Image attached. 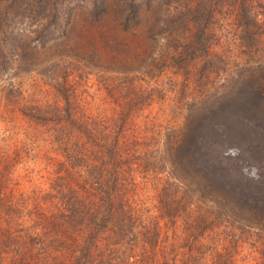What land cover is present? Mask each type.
<instances>
[{
	"label": "rangeland",
	"instance_id": "1",
	"mask_svg": "<svg viewBox=\"0 0 264 264\" xmlns=\"http://www.w3.org/2000/svg\"><path fill=\"white\" fill-rule=\"evenodd\" d=\"M156 3L162 0L149 2ZM236 19L217 14L216 43L188 69L172 60L163 66L152 61L161 41L136 38L124 46L97 30L86 39L97 45V57L40 55L20 67L0 57V264H264V210L258 206L264 205V184L259 190L246 184L258 176L259 163L238 162L243 153L236 142L218 144L236 169L241 165L238 175L226 164L208 162L204 153L213 151L208 145L198 150L190 138L197 124L220 119L235 96L231 77L244 66L252 72L242 80L259 85L263 96L255 105L264 113V70L257 67L264 61V39L257 52L240 46ZM3 31L0 0L5 42ZM64 96L95 143L110 140L123 124L119 147L132 150L119 187L126 221L113 219L101 228L104 223L95 225L84 213L94 208L78 187L89 186L87 171L102 182L108 175L105 165L85 169L95 161L76 144L84 145L87 131L73 132L65 146L54 139L52 124L23 114L30 105H53ZM218 168L228 188L207 172Z\"/></svg>",
	"mask_w": 264,
	"mask_h": 264
},
{
	"label": "trees",
	"instance_id": "2",
	"mask_svg": "<svg viewBox=\"0 0 264 264\" xmlns=\"http://www.w3.org/2000/svg\"><path fill=\"white\" fill-rule=\"evenodd\" d=\"M149 2L150 0H5V42L0 37V57L4 58V62L8 61V64L9 61H17L18 67L40 55L45 58L97 57V45L86 41L88 37L93 38L97 30L103 34L114 35L124 46L136 38L161 41L159 56L152 61L157 60L163 66L167 60H172L174 66L188 69L189 63L196 58L209 56L216 43L217 37L212 24L217 14L237 18L240 46L254 47L257 52L259 43L264 39V0H162V4L156 3L155 6ZM161 5L164 8L160 10ZM207 62L208 59L205 60ZM257 67L263 71L264 61ZM132 69L138 70L140 66ZM246 71L250 73L252 68H239L231 77L232 88H236L235 96L225 104V111L219 115L220 119L197 124L190 138L198 145V150L205 152L208 145V152L213 151V156L204 153L208 162L226 164L241 175V165L237 164L236 169V160L227 159L221 154V148L216 147L224 143L229 146L228 141L234 142L231 146L236 142L239 151L243 153L237 158L238 162L241 161L244 165L259 163L257 178L255 176L246 183L260 186L257 188L259 190L264 184V113L256 108L259 104L255 103L260 100L257 96L262 97L263 94L256 82L242 80ZM64 98L53 105H30L23 114L34 123L52 124L54 139L65 146L70 145L73 132H82L83 129L87 131L83 132L88 139L84 145L76 144L79 148L85 146L86 149L82 150L83 156L88 154L95 161L90 164L91 167L87 166L85 169H100L105 165L108 175L102 182L93 171H87L89 186L78 187H82L90 197L94 208L92 211L87 208L84 213H88L95 225L104 223L101 228L113 219L126 221V209L121 202L125 195L120 192L119 187L120 176L125 174V158L132 150L126 147L124 149L127 150L123 151L119 147L121 143L118 134L123 130V124L110 140L95 143L94 137L88 135L86 125L76 115L71 98ZM90 143L97 147H86ZM230 150L233 152V149ZM226 155L233 154L227 151ZM109 169H113L112 173ZM207 172L222 178L224 187L228 188L225 175L221 173L222 169H207ZM66 177L72 179L70 173ZM73 186L71 182L68 190H73ZM67 197L66 201L71 205L72 194L69 193ZM77 202L81 201L76 200ZM258 206L264 210V205Z\"/></svg>",
	"mask_w": 264,
	"mask_h": 264
}]
</instances>
